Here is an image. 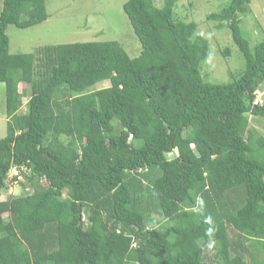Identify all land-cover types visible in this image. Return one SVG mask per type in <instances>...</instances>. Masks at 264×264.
<instances>
[{
    "label": "trees",
    "instance_id": "16d2710c",
    "mask_svg": "<svg viewBox=\"0 0 264 264\" xmlns=\"http://www.w3.org/2000/svg\"><path fill=\"white\" fill-rule=\"evenodd\" d=\"M252 1L208 16L245 61L215 84L203 73L211 39L180 0L124 3L135 54L118 41L11 54L9 26L50 12L48 0H2L0 264H264V134L249 118L264 117V40L247 36Z\"/></svg>",
    "mask_w": 264,
    "mask_h": 264
},
{
    "label": "rangeland",
    "instance_id": "374dc122",
    "mask_svg": "<svg viewBox=\"0 0 264 264\" xmlns=\"http://www.w3.org/2000/svg\"><path fill=\"white\" fill-rule=\"evenodd\" d=\"M128 0H48L50 17L42 24L21 29L9 26L11 54H32L38 47L72 44L93 41H118L129 53L139 52V42L128 27L129 19L124 13L123 5ZM228 0H180L178 10L189 21H196L199 32L211 39L213 55L204 63L203 73L208 82L227 84L244 70V58L234 45L228 29L219 30L216 22L208 16L218 12ZM3 2L0 0V13ZM252 36L251 45L255 46L264 40V0H253L250 12L244 17ZM255 24V25H254ZM253 27V29H252ZM230 49V56L222 50ZM233 76H235L233 78ZM103 85L102 87H104ZM30 91V89H29ZM257 101L264 102V89L259 90ZM25 110V109H23ZM251 120V128L264 134V117ZM7 134L6 123V88L0 84V139ZM12 174H14L12 172ZM45 184V183H44ZM29 185L27 186V189ZM21 186H15L14 195L22 193Z\"/></svg>",
    "mask_w": 264,
    "mask_h": 264
},
{
    "label": "clouds",
    "instance_id": "9594fccd",
    "mask_svg": "<svg viewBox=\"0 0 264 264\" xmlns=\"http://www.w3.org/2000/svg\"><path fill=\"white\" fill-rule=\"evenodd\" d=\"M257 93H258V91H257ZM257 93H256V94H257ZM257 98H258V95H257ZM257 98H256V103H259V104H263V103H264V102H259V101H257ZM200 203L202 204L203 201H200ZM205 222L208 223V224H211V223H212V218H211V217H207L206 220H205ZM211 231H212V229L210 228V229L208 230L209 234H211ZM210 246H211V245H210Z\"/></svg>",
    "mask_w": 264,
    "mask_h": 264
},
{
    "label": "crops",
    "instance_id": "0c3cea01",
    "mask_svg": "<svg viewBox=\"0 0 264 264\" xmlns=\"http://www.w3.org/2000/svg\"><path fill=\"white\" fill-rule=\"evenodd\" d=\"M8 122L7 114H6V123Z\"/></svg>",
    "mask_w": 264,
    "mask_h": 264
},
{
    "label": "built area",
    "instance_id": "2783aa9c",
    "mask_svg": "<svg viewBox=\"0 0 264 264\" xmlns=\"http://www.w3.org/2000/svg\"><path fill=\"white\" fill-rule=\"evenodd\" d=\"M15 174L18 176V173L17 172Z\"/></svg>",
    "mask_w": 264,
    "mask_h": 264
}]
</instances>
